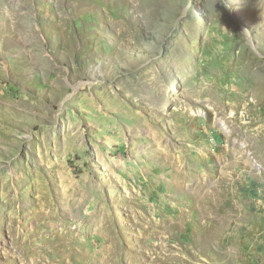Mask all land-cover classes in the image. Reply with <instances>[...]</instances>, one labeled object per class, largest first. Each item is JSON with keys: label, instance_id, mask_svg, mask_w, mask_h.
Listing matches in <instances>:
<instances>
[{"label": "rangeland", "instance_id": "obj_1", "mask_svg": "<svg viewBox=\"0 0 264 264\" xmlns=\"http://www.w3.org/2000/svg\"><path fill=\"white\" fill-rule=\"evenodd\" d=\"M0 264H264V0H0Z\"/></svg>", "mask_w": 264, "mask_h": 264}, {"label": "bare ground", "instance_id": "obj_2", "mask_svg": "<svg viewBox=\"0 0 264 264\" xmlns=\"http://www.w3.org/2000/svg\"><path fill=\"white\" fill-rule=\"evenodd\" d=\"M20 100H21V99H20ZM21 101H22V100H21ZM32 105H33V104H32ZM32 105H31V106H32ZM37 105H39V104L37 103ZM31 106H30V107H31ZM27 107H28V106H27ZM38 108H39V106H38ZM156 149H157V148H156ZM160 153H161V152H160ZM161 154H163V153H161ZM163 155H164V154H163ZM157 156H158V155H157ZM183 177H184V176H183ZM211 194H212V193H211Z\"/></svg>", "mask_w": 264, "mask_h": 264}]
</instances>
